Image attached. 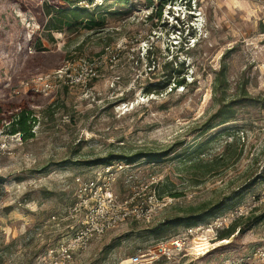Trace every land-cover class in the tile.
<instances>
[{"label":"rangeland","instance_id":"rangeland-1","mask_svg":"<svg viewBox=\"0 0 264 264\" xmlns=\"http://www.w3.org/2000/svg\"><path fill=\"white\" fill-rule=\"evenodd\" d=\"M46 4L52 0H0V105L30 98L37 119L27 140L0 128V264H46L76 224V178L91 177L101 169L92 164L109 155H165L124 167L113 189L138 202L156 187L166 206L150 223L128 220L94 240L71 264H121L253 206L264 188V0H168L159 20L148 17L160 0H108L95 12L103 26L73 31L52 29ZM181 22L191 27L183 34L175 30ZM29 48L67 55L31 70ZM106 48L112 54L97 78L48 96L39 90L35 79ZM167 70L186 86L147 93ZM220 109L233 118L208 130ZM263 216L264 205L237 218L229 227L241 232L229 238L220 229L205 255L144 264H241L264 247V218L256 222Z\"/></svg>","mask_w":264,"mask_h":264},{"label":"built area","instance_id":"built-area-1","mask_svg":"<svg viewBox=\"0 0 264 264\" xmlns=\"http://www.w3.org/2000/svg\"><path fill=\"white\" fill-rule=\"evenodd\" d=\"M76 1L79 6L90 7L87 0ZM103 2L104 0H94L93 6L102 5ZM29 52L32 54V48H29ZM111 54L110 48H106L103 56L93 60L82 57L76 61H66L59 70L35 79L36 84L45 96L55 93L61 85L83 86L99 76L104 59L109 58ZM129 165L122 162L104 164L100 165L101 169L94 172L91 177L76 178L75 200L69 208V217L76 224L71 227V235L48 250L46 264H71L77 256L88 251L94 240L102 238L128 220L150 223L155 214L166 206L156 187L152 191L150 189L148 197H143L138 202L136 197L124 201L118 198L113 189L114 182L118 172ZM262 205H264V188L261 195L254 199L253 206L245 213ZM245 213L239 210L236 215L213 219L206 227L188 228L182 236L161 240L153 251L129 258L121 264L153 263L160 258L173 261L177 257L205 255L216 247H210L209 244L217 239L220 229L222 231L226 227L229 228L231 222ZM212 234L215 238H210ZM241 264H264V247H258L242 259Z\"/></svg>","mask_w":264,"mask_h":264},{"label":"trees","instance_id":"trees-1","mask_svg":"<svg viewBox=\"0 0 264 264\" xmlns=\"http://www.w3.org/2000/svg\"><path fill=\"white\" fill-rule=\"evenodd\" d=\"M108 0H104L102 5H94V0H87L89 3V8L82 7L78 5L76 0H52L53 4H46L47 10L45 15L49 16L51 19L49 23H52V29L55 30H64L67 29L68 31H73L78 29L79 27L82 28H89L92 29L93 27H100L105 24L104 20L98 18L95 12L102 11L105 12V3ZM120 3L127 1V0H117ZM168 0H160V8H158L155 13L153 12L149 17L148 20L153 18L161 19L162 18V10L165 7V4ZM125 4H127L125 2ZM177 21L180 20L177 18ZM183 28H179V30L175 29L176 31L183 34L185 30H190L189 23L181 22ZM187 26V27H186ZM264 28V24L262 25ZM175 32V31H174ZM67 54L63 52H56V53H36L30 54L27 56L24 66L27 69L37 70V69H49L53 66L59 65L62 62ZM150 58V57H149ZM151 63V62H150ZM168 71V70H167ZM179 74L180 72H176L170 70L167 72V78L165 82H159L157 84H149L150 86L147 89V93H151L152 90L158 91L156 89H167L177 87H184L186 86L185 77L177 79L175 74ZM174 79V81H172ZM163 83V86H160ZM159 86V87H158ZM30 98L24 101L22 100L19 103L11 102L10 108L3 111V108L0 105V128L6 127L8 128V132L12 135L20 134L24 140L32 138L34 135L32 133V129L34 125L37 123V119L33 117L32 110L28 107ZM233 118V114L220 109L216 114H214L210 119L207 125L208 130L212 129L215 126V122L217 119H220V124H224L229 122ZM198 155V154H197ZM165 155L155 154V153H137L131 156H107L102 162H97L92 165L100 164H111L113 162H126L127 164L135 163L141 159H147L149 161H159L161 158H164ZM160 196V195H159ZM161 197V196H160ZM219 208L213 207L211 208V212L209 215H213L217 213ZM263 217L257 218L256 222L262 220ZM234 223V222H233ZM232 223V224H233ZM231 224V225H232ZM238 230L236 226L229 227L227 231L221 234V239L229 238L233 236ZM241 230L238 231L240 233Z\"/></svg>","mask_w":264,"mask_h":264},{"label":"bare ground","instance_id":"bare-ground-1","mask_svg":"<svg viewBox=\"0 0 264 264\" xmlns=\"http://www.w3.org/2000/svg\"><path fill=\"white\" fill-rule=\"evenodd\" d=\"M226 240H227V239H226ZM226 240H225L223 243H229V241H226ZM216 244H217V243H216Z\"/></svg>","mask_w":264,"mask_h":264}]
</instances>
